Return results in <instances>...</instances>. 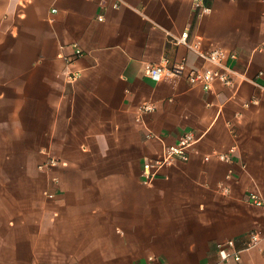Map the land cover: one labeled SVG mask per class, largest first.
<instances>
[{
    "label": "crops",
    "instance_id": "1",
    "mask_svg": "<svg viewBox=\"0 0 264 264\" xmlns=\"http://www.w3.org/2000/svg\"><path fill=\"white\" fill-rule=\"evenodd\" d=\"M201 4L0 0V264H214L218 242L264 235V0ZM185 31L235 54L230 84L145 75L212 67ZM185 132L188 160L143 184ZM223 264H264V245Z\"/></svg>",
    "mask_w": 264,
    "mask_h": 264
},
{
    "label": "built area",
    "instance_id": "2",
    "mask_svg": "<svg viewBox=\"0 0 264 264\" xmlns=\"http://www.w3.org/2000/svg\"><path fill=\"white\" fill-rule=\"evenodd\" d=\"M114 6H117V2L114 3ZM193 6L196 9H199L200 14L209 11V8L204 7L201 4V0H193ZM98 19L102 20L103 17L99 16ZM174 42L176 44H184L203 61L211 64L212 67L204 69H187L184 60L169 66L168 59L163 57L158 63H145L144 73L146 76L153 81L158 82L165 78H175L185 75L191 85L200 86L205 91L211 89V86L215 81L230 84L231 69L226 65V61L229 57H235L234 53L228 52L220 47L203 50L200 46L199 40L194 42H189L187 40L186 31L179 37H175ZM261 48L264 49V46ZM75 54L79 56L82 52L80 49H76ZM74 77L75 75L72 76V78ZM153 110L154 105L152 103L146 102L141 104L137 108L136 120H140L142 114L150 113ZM150 136L151 134L148 133L147 137ZM197 139L198 137H196L192 132H185L175 143L164 146L161 153L156 158L144 161L141 169V182L143 184L151 183L160 170L174 160L187 161L189 158V151ZM216 156L219 159H227L226 155L223 154H216ZM56 162L57 161L50 159L46 165H54ZM43 166H45V164L40 165L39 167ZM47 196L52 198L53 194L49 193ZM251 198L254 199L257 204H261L257 194L251 195ZM260 245H264V235H261L256 231H251L248 235V241L243 248L247 249L258 247ZM243 248H237L233 239L218 242L216 244L218 259L214 264H223L229 260L239 261Z\"/></svg>",
    "mask_w": 264,
    "mask_h": 264
}]
</instances>
